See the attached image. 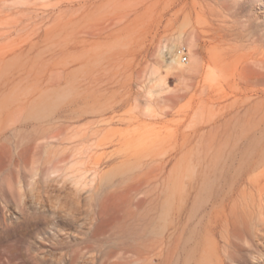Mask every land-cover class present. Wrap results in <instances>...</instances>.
<instances>
[{
    "label": "rangeland",
    "instance_id": "rangeland-1",
    "mask_svg": "<svg viewBox=\"0 0 264 264\" xmlns=\"http://www.w3.org/2000/svg\"><path fill=\"white\" fill-rule=\"evenodd\" d=\"M240 1L264 29V0ZM164 2L0 0V264H145L161 199L185 243L264 264V110L200 107L171 59L197 65L208 9Z\"/></svg>",
    "mask_w": 264,
    "mask_h": 264
},
{
    "label": "bare ground",
    "instance_id": "bare-ground-1",
    "mask_svg": "<svg viewBox=\"0 0 264 264\" xmlns=\"http://www.w3.org/2000/svg\"><path fill=\"white\" fill-rule=\"evenodd\" d=\"M164 1L165 8L190 4L197 14L205 7L208 9L210 17L205 25L200 26L201 29L195 27L189 36L190 45L195 47L192 57L197 65L194 68L186 67L176 55L171 59L173 64L183 68L184 74L193 76L197 86L204 92L200 107L218 112L264 110V29L249 13L252 2L245 4L240 0H210L206 6L202 0L204 4H198L200 7L197 9L195 0H184V3L183 0ZM81 38L85 41V30ZM201 42L204 46L202 52L198 50ZM3 134L0 129V139ZM40 137L52 138L54 135H46L43 131ZM40 146L38 142L32 145L33 162ZM14 160L18 158L14 157ZM51 162L50 159L46 162L48 171L52 169ZM158 165L161 168L164 166L163 158L158 160ZM170 214L171 218H168ZM181 224L178 213L171 211L165 200L161 199L152 208L144 228L145 264H220V260L215 257L217 247L205 243L207 234L199 235L192 244L188 241L185 243ZM196 225H200L199 233L208 230L207 224H202L201 220ZM138 259L136 256L135 264Z\"/></svg>",
    "mask_w": 264,
    "mask_h": 264
},
{
    "label": "built area",
    "instance_id": "built-area-1",
    "mask_svg": "<svg viewBox=\"0 0 264 264\" xmlns=\"http://www.w3.org/2000/svg\"><path fill=\"white\" fill-rule=\"evenodd\" d=\"M178 56L181 63H186L188 61V49L185 45L178 48Z\"/></svg>",
    "mask_w": 264,
    "mask_h": 264
}]
</instances>
